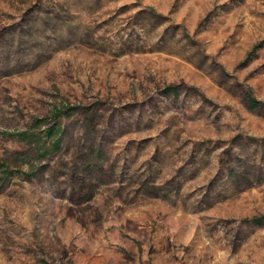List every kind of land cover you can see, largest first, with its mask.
Instances as JSON below:
<instances>
[{"label": "rangeland", "instance_id": "obj_1", "mask_svg": "<svg viewBox=\"0 0 264 264\" xmlns=\"http://www.w3.org/2000/svg\"><path fill=\"white\" fill-rule=\"evenodd\" d=\"M0 158V264H264V0H0Z\"/></svg>", "mask_w": 264, "mask_h": 264}, {"label": "trees", "instance_id": "obj_2", "mask_svg": "<svg viewBox=\"0 0 264 264\" xmlns=\"http://www.w3.org/2000/svg\"><path fill=\"white\" fill-rule=\"evenodd\" d=\"M248 100L250 101V106L252 108H257L260 105V101L257 100L253 95H248ZM66 110V109H64ZM62 110H57L56 115L58 116ZM37 126H42L44 123V120L40 119L38 120ZM35 126V127H37ZM18 138L29 144V145H36L39 148H44L45 143L49 142V145L51 148L56 149L60 146L61 142V135H62V126L60 123L56 124L54 123L50 127L46 129H25L23 131H20L17 133ZM45 151H48L49 149H44ZM0 167L2 168V171L5 173V176L9 174V169L7 163L0 158ZM247 222H254L255 224H262L264 223V215L262 216H256L251 219H248ZM49 264V263H45Z\"/></svg>", "mask_w": 264, "mask_h": 264}]
</instances>
